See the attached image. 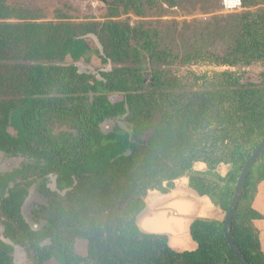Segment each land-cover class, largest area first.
<instances>
[{
    "label": "trees",
    "instance_id": "obj_1",
    "mask_svg": "<svg viewBox=\"0 0 264 264\" xmlns=\"http://www.w3.org/2000/svg\"><path fill=\"white\" fill-rule=\"evenodd\" d=\"M251 2L232 20L227 33L234 45L214 59L217 65L264 64V0ZM7 3L0 0V7L13 10ZM43 35L41 24H0V153L24 160L0 172V264H15V246L25 250L30 264H240L227 243L225 220H195L190 233L198 249L176 252L167 236L142 232L138 218L149 191L167 194L185 176L191 189L227 215L240 173L264 139V72L257 82L236 80L230 109L220 105L216 119L200 120L162 85L138 102L113 82V73H103V80L81 73L77 63L97 50L90 38L71 35L48 48ZM145 36L146 56L152 57L150 33ZM67 57L72 64L65 63ZM134 76L142 87L141 73ZM57 121L69 123L72 133H58ZM110 121L117 125L106 133L102 126ZM152 128L145 142L143 133ZM197 162L208 170L194 171ZM222 164L231 167L225 177L217 172ZM113 174L118 184L108 202L101 210L72 214L74 227L58 208L38 228L23 213L37 182L45 188L55 177L57 190L67 191L64 198L55 195L70 200ZM262 182L264 153L233 221L234 240L250 264H264L253 227L264 221L253 207Z\"/></svg>",
    "mask_w": 264,
    "mask_h": 264
},
{
    "label": "rangeland",
    "instance_id": "obj_2",
    "mask_svg": "<svg viewBox=\"0 0 264 264\" xmlns=\"http://www.w3.org/2000/svg\"><path fill=\"white\" fill-rule=\"evenodd\" d=\"M242 1L241 11L228 13L223 0H8L13 10L0 7V24H41L48 48L71 35L90 38L97 50L77 63L81 73L95 75L99 80L104 79L103 73H113V82L138 102L155 89V84L162 85L183 107L191 105L195 119H216L220 105L230 109L228 97L237 81L257 82L264 72V64L260 63L230 67L217 65L214 60L222 58L228 44L234 45L227 33L232 20L243 13L245 5L254 6L251 0ZM147 32L153 43L152 57L146 56ZM222 35L224 41L220 39ZM65 63L73 61L67 57ZM137 72L145 81L142 87L134 76ZM120 123L131 132L127 122ZM116 125L110 121L102 128L109 133ZM57 131L71 134L73 129L69 123L57 121ZM153 134V128L145 130L142 138L146 142ZM23 161L0 153V172L13 171ZM117 184L113 174L96 181L80 195L62 200L67 191L59 192L52 177L45 188H40L38 182L31 187L23 213L39 227L38 223L58 208L74 227V213L101 210L108 202V192ZM253 204L264 214V182L259 184ZM253 227L264 252V221H254ZM0 239H4L1 219ZM14 263L30 264L27 253L19 246H15Z\"/></svg>",
    "mask_w": 264,
    "mask_h": 264
},
{
    "label": "crops",
    "instance_id": "obj_3",
    "mask_svg": "<svg viewBox=\"0 0 264 264\" xmlns=\"http://www.w3.org/2000/svg\"><path fill=\"white\" fill-rule=\"evenodd\" d=\"M193 169L203 173L208 170V166L197 162ZM230 169V165L222 164L217 172L225 177ZM145 203L146 208L138 218L139 228L147 234L167 236L170 248L176 252L198 249V244L190 233L195 220L223 222L226 218V213L215 206L209 197L200 196L190 188L189 178L186 176L176 180L174 188L167 194L157 190L149 191Z\"/></svg>",
    "mask_w": 264,
    "mask_h": 264
},
{
    "label": "water",
    "instance_id": "obj_4",
    "mask_svg": "<svg viewBox=\"0 0 264 264\" xmlns=\"http://www.w3.org/2000/svg\"><path fill=\"white\" fill-rule=\"evenodd\" d=\"M263 153H264V139L261 141V143L255 150V152L252 154V156L249 158V160L247 161V163L245 164V166L243 167L240 173V177L238 179L234 197H233L230 209L225 218V234H226L227 243L240 264H250V263L247 261L245 256L241 253L240 249L236 245V242L233 236V221L237 213L239 204L244 195V190H245L247 179L251 171L253 170L254 166L257 164L258 160L263 155ZM33 226L34 228H38L36 225H33ZM7 242L11 244V242L9 241Z\"/></svg>",
    "mask_w": 264,
    "mask_h": 264
},
{
    "label": "built area",
    "instance_id": "obj_5",
    "mask_svg": "<svg viewBox=\"0 0 264 264\" xmlns=\"http://www.w3.org/2000/svg\"><path fill=\"white\" fill-rule=\"evenodd\" d=\"M224 9L228 13H236L243 9L242 0H223Z\"/></svg>",
    "mask_w": 264,
    "mask_h": 264
},
{
    "label": "flooded vegetation",
    "instance_id": "obj_6",
    "mask_svg": "<svg viewBox=\"0 0 264 264\" xmlns=\"http://www.w3.org/2000/svg\"><path fill=\"white\" fill-rule=\"evenodd\" d=\"M102 1L106 3L108 0H102ZM52 177H53V176H51L50 179H51ZM54 178H55V177H54ZM50 179H49L48 183L50 182ZM55 184H56V178H55Z\"/></svg>",
    "mask_w": 264,
    "mask_h": 264
}]
</instances>
